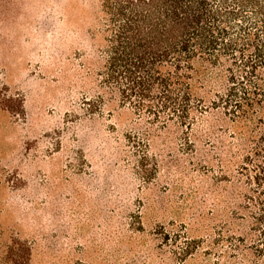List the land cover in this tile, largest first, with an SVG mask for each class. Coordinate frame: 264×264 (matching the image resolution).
Returning <instances> with one entry per match:
<instances>
[{"label":"rangeland","instance_id":"obj_1","mask_svg":"<svg viewBox=\"0 0 264 264\" xmlns=\"http://www.w3.org/2000/svg\"><path fill=\"white\" fill-rule=\"evenodd\" d=\"M96 5L0 0L1 78L24 100L18 116L0 110V225L29 242L32 264H172L153 231L189 222L209 176L182 160L183 128L148 122L100 85Z\"/></svg>","mask_w":264,"mask_h":264},{"label":"trees","instance_id":"obj_2","mask_svg":"<svg viewBox=\"0 0 264 264\" xmlns=\"http://www.w3.org/2000/svg\"><path fill=\"white\" fill-rule=\"evenodd\" d=\"M96 6L87 35L100 85L148 122L183 128L181 146L192 155L182 160L209 176L197 188L205 195L189 206V222L153 231L165 245L171 241L162 262L264 264V0H97ZM23 101L0 73V110L18 116ZM3 182L0 170V189ZM5 232L0 264H32L29 242L1 225L0 242Z\"/></svg>","mask_w":264,"mask_h":264}]
</instances>
